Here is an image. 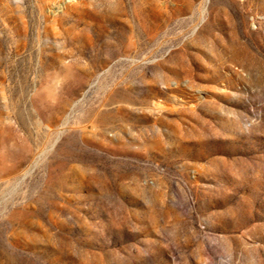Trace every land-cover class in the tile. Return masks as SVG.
<instances>
[{
  "label": "rangeland",
  "instance_id": "374dc122",
  "mask_svg": "<svg viewBox=\"0 0 264 264\" xmlns=\"http://www.w3.org/2000/svg\"><path fill=\"white\" fill-rule=\"evenodd\" d=\"M0 264H264V0H0Z\"/></svg>",
  "mask_w": 264,
  "mask_h": 264
}]
</instances>
